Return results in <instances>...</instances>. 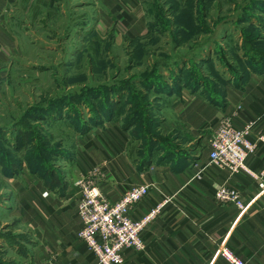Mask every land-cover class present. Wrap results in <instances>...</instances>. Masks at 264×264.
Listing matches in <instances>:
<instances>
[{
	"label": "crops",
	"instance_id": "0c3cea01",
	"mask_svg": "<svg viewBox=\"0 0 264 264\" xmlns=\"http://www.w3.org/2000/svg\"><path fill=\"white\" fill-rule=\"evenodd\" d=\"M60 1L70 3L68 15L76 17L74 25L87 37L133 40L150 32L144 0H0V73L12 71L29 39L25 28L30 18L47 21L51 10L66 14V6L58 7ZM77 9L81 12L76 16ZM167 86L172 91L160 98L166 107L152 121L160 118L157 131L173 138L172 149L162 147L153 131L143 136L135 132L132 119L114 116L98 118L100 123L80 133L69 166L63 160L67 172L55 186L25 162L20 164L25 174L17 176L10 162L0 160V264H39L52 255L59 264H97L77 236L78 182L84 178L111 201L133 186L151 185L133 210L136 219L169 199L144 231L145 250L126 248L125 264H230L220 254L222 246L249 264H264V176L231 174L210 165L208 147L219 120L241 105L234 123L255 124L252 139L258 148L249 165L257 173L264 171V68L247 67L243 75H232L218 93L205 84ZM112 101L124 109L122 99ZM222 185L241 192L246 206L242 214L234 204L215 200Z\"/></svg>",
	"mask_w": 264,
	"mask_h": 264
},
{
	"label": "rangeland",
	"instance_id": "374dc122",
	"mask_svg": "<svg viewBox=\"0 0 264 264\" xmlns=\"http://www.w3.org/2000/svg\"><path fill=\"white\" fill-rule=\"evenodd\" d=\"M144 1L150 32L133 40L87 37L67 2L58 3L65 15L30 18L12 71L0 73V160L12 173L23 176L25 162L49 186L61 183L76 138L98 118L132 119L135 132L153 131L172 149L173 138L157 131L160 118L152 121L166 107L167 84L218 93L232 75L264 68V0Z\"/></svg>",
	"mask_w": 264,
	"mask_h": 264
},
{
	"label": "built area",
	"instance_id": "2783aa9c",
	"mask_svg": "<svg viewBox=\"0 0 264 264\" xmlns=\"http://www.w3.org/2000/svg\"><path fill=\"white\" fill-rule=\"evenodd\" d=\"M241 110L240 105L232 115L222 117L211 131L208 138L209 162L231 174L244 172L261 178L264 171L257 173L249 165V158L258 148V142L252 139L255 124L237 127L234 123ZM78 183L81 190L76 202V212L80 218L77 236L95 256L97 264H125L126 248L144 251V231L157 218L169 199L166 198L148 214L136 219L133 217V210L149 194L151 185L133 186L119 200L111 201L90 178H84ZM215 200L222 204H234L240 214L246 209L241 192L228 185H222L216 190ZM220 254L230 264H249L225 246L220 248ZM39 264L59 262L57 256L52 255Z\"/></svg>",
	"mask_w": 264,
	"mask_h": 264
}]
</instances>
